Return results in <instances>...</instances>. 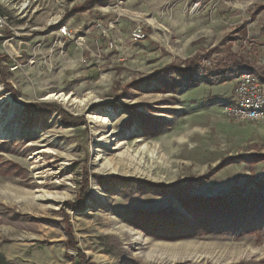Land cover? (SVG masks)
Here are the masks:
<instances>
[{"label": "rangeland", "instance_id": "374dc122", "mask_svg": "<svg viewBox=\"0 0 264 264\" xmlns=\"http://www.w3.org/2000/svg\"><path fill=\"white\" fill-rule=\"evenodd\" d=\"M263 4L0 0V264H264V230L227 222L264 194V121L223 112L237 66L264 78ZM189 60L196 85L159 77ZM145 141L153 169L106 167Z\"/></svg>", "mask_w": 264, "mask_h": 264}, {"label": "trees", "instance_id": "16d2710c", "mask_svg": "<svg viewBox=\"0 0 264 264\" xmlns=\"http://www.w3.org/2000/svg\"><path fill=\"white\" fill-rule=\"evenodd\" d=\"M261 8H264V4L261 5ZM225 61H227L226 63L237 64L238 62H241L242 60L237 59V57H235L234 54L229 53L228 57L225 58ZM220 67L221 66H219L218 68L217 74L213 75V77L216 78V76L220 75L219 71L222 70ZM170 70H174L180 75L185 76L190 82H194V84L196 83L195 79H193L194 76L198 74L199 72H201V69L199 68V66L196 65L193 60H189L184 67L169 65L168 67L162 69V71L160 70V72L158 73L160 74L159 77H161L162 74ZM1 74H3L2 71H1ZM27 108L30 110H36V111L46 110V108H53L59 112V114L62 117V120L65 123L76 124L80 122V118L74 117L68 114L67 112L61 110L59 107H56V105L53 103H49V102L33 103V104L28 105ZM227 204H228L227 222L229 226L233 228V231L235 233L238 232L237 234L239 233L241 234L242 232H246L247 230H250V231L257 230L259 232L264 230V194L253 193L248 198H240L237 203L234 202V203H227ZM67 234L69 236L68 239L70 242V240H72L70 239L72 238V233L69 231L67 232ZM72 241L70 243V246L75 248L74 242ZM77 251L79 252L78 253L79 256L82 255L80 254L81 252L79 250Z\"/></svg>", "mask_w": 264, "mask_h": 264}, {"label": "built area", "instance_id": "2783aa9c", "mask_svg": "<svg viewBox=\"0 0 264 264\" xmlns=\"http://www.w3.org/2000/svg\"><path fill=\"white\" fill-rule=\"evenodd\" d=\"M237 67L234 74H240L233 76L232 99L223 112L236 121H264V78L246 66Z\"/></svg>", "mask_w": 264, "mask_h": 264}, {"label": "bare ground", "instance_id": "6f19581e", "mask_svg": "<svg viewBox=\"0 0 264 264\" xmlns=\"http://www.w3.org/2000/svg\"><path fill=\"white\" fill-rule=\"evenodd\" d=\"M23 6V5H22ZM47 99L49 98H53V99H60L61 101H67L69 99V96L67 94H57V93H49V95L46 97ZM10 99V98H9ZM72 100V98H71ZM77 100V99H76ZM74 100V101H76ZM80 100V99H79ZM59 101V100H58ZM73 101V102H74ZM85 101V100H83ZM77 102V101H76ZM2 123L0 121V136L3 134V131H2ZM5 136V135H3ZM2 136V137H3ZM140 139H137L135 141H139ZM151 141V140H150ZM135 143V142H134ZM153 147L150 148L148 147V145L146 144V141L145 143L139 145V146H135L134 148L132 146H129L127 147V150L125 152H120L119 153V157L118 159L115 160H110L109 159V162L106 164V167H108L109 169H111L112 167H114V165L116 164H120L121 162L122 163H130L132 164L134 161L136 162V159H139V163L141 165V162L142 164L145 163V165H147V167L149 168H152L153 169V165L152 163H156V161L158 160L159 158V155L157 153L158 151V147H157V143L156 142H153ZM128 144V141L127 140H119V142L117 143L115 149H121L123 147V145H127ZM149 158V160L152 162V163H148V161H146L147 159ZM138 161V160H137ZM138 163V162H137ZM136 163V164H137ZM103 164V166L105 165ZM144 165V164H143ZM134 166V165H133ZM102 168V167H101ZM134 168V167H133ZM138 168V167H137ZM147 168V169H149ZM106 168H104L105 170ZM108 169V170H109ZM135 169V168H134ZM150 170V169H149ZM145 171V170H144ZM149 172V171H148Z\"/></svg>", "mask_w": 264, "mask_h": 264}, {"label": "crops", "instance_id": "0c3cea01", "mask_svg": "<svg viewBox=\"0 0 264 264\" xmlns=\"http://www.w3.org/2000/svg\"><path fill=\"white\" fill-rule=\"evenodd\" d=\"M232 99V98H231Z\"/></svg>", "mask_w": 264, "mask_h": 264}]
</instances>
